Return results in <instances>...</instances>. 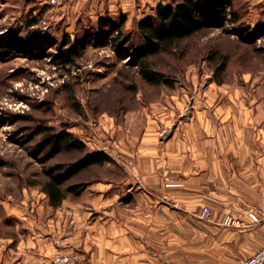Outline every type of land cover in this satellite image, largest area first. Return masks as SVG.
Here are the masks:
<instances>
[{
  "label": "crops",
  "instance_id": "crops-1",
  "mask_svg": "<svg viewBox=\"0 0 264 264\" xmlns=\"http://www.w3.org/2000/svg\"><path fill=\"white\" fill-rule=\"evenodd\" d=\"M80 1L113 28V16L140 19L165 0ZM221 90L209 84L178 115L151 110V126L106 152L123 176L91 182L55 209L44 193L35 210L21 208L17 242L0 239V264H51L58 246L89 264H241L256 253L264 246V92ZM171 97L182 107V96ZM204 207L210 214L201 218ZM228 217L239 224L225 225Z\"/></svg>",
  "mask_w": 264,
  "mask_h": 264
},
{
  "label": "rangeland",
  "instance_id": "rangeland-1",
  "mask_svg": "<svg viewBox=\"0 0 264 264\" xmlns=\"http://www.w3.org/2000/svg\"><path fill=\"white\" fill-rule=\"evenodd\" d=\"M69 1L58 6L50 0H0V239L17 242L20 209L30 205L28 209L35 210L41 202L34 206L32 200L45 197L39 187L28 183L43 178V165L31 155L37 141L31 134L37 125L67 124L89 150L111 152L117 141L136 139L151 126V110L171 108L178 115L200 99L198 94L209 84L219 86L222 94L264 92V36L250 37L248 43L238 36L240 30L254 32L264 26V0H230L237 22L231 23L227 15L226 21L184 41L180 51L152 58L154 68L173 79L172 87L148 86L126 66L125 49L130 43L124 45L121 38L137 39L136 16L127 17L118 31L121 38L114 41L116 25L98 24L95 16L84 13L80 0H73L78 3L75 9L66 6ZM204 1L208 10L211 0ZM155 6L145 7L142 17ZM113 18L119 25L120 16ZM65 39L83 40L73 65L63 66L56 57ZM209 50L227 55L224 73L219 75L216 66L205 60ZM171 96H182V107ZM165 123L157 126L171 131L172 123ZM76 156L63 152L46 166ZM99 174V170L84 172L75 181H98Z\"/></svg>",
  "mask_w": 264,
  "mask_h": 264
},
{
  "label": "trees",
  "instance_id": "trees-1",
  "mask_svg": "<svg viewBox=\"0 0 264 264\" xmlns=\"http://www.w3.org/2000/svg\"><path fill=\"white\" fill-rule=\"evenodd\" d=\"M209 5L207 10L204 0L159 2L150 14L136 21L137 39L134 40H131V36L121 38L122 33L118 32L126 21L123 17L120 24L115 26L117 37L114 41L121 38L124 45L130 43V48L125 49L129 58L126 66L135 69L140 79L148 86L172 87L173 79L155 69L152 58L180 51L184 41L210 26L226 21L227 15L231 17V23L237 22L236 14L230 11V0H211ZM101 22L102 20L98 24ZM102 23L110 24L106 21ZM238 36L242 43H248L250 37L264 36V26L257 27L254 32L240 30ZM82 46L83 40H63L57 48L56 57L59 63L63 66L73 65L80 57ZM205 60L216 66L215 71H219V75L224 73L229 61L226 54L217 50H209ZM214 81L217 84L222 83L219 78H214ZM68 129L67 124H61L59 128L39 124L31 134V139H37L31 155L43 165V178L40 182L28 183L30 186L39 187L45 193L48 205L53 209L59 207L68 195L79 196L90 185L92 181L89 180L75 181L84 172L99 170V180L123 176V172L115 167L113 159L105 151L89 150L86 144ZM63 152L76 153L77 156L71 161L54 162L46 166L48 161Z\"/></svg>",
  "mask_w": 264,
  "mask_h": 264
},
{
  "label": "built area",
  "instance_id": "built-area-1",
  "mask_svg": "<svg viewBox=\"0 0 264 264\" xmlns=\"http://www.w3.org/2000/svg\"><path fill=\"white\" fill-rule=\"evenodd\" d=\"M68 0H50V4L62 5ZM210 214V209L204 207L200 213V217L204 218ZM255 221H258L257 219ZM225 225L235 224L238 225V221H233L230 217L224 220ZM53 264H89L86 260L82 259L78 252L64 251L60 248H55L52 254ZM241 264H264V246H262L256 253L250 257L244 259Z\"/></svg>",
  "mask_w": 264,
  "mask_h": 264
},
{
  "label": "bare ground",
  "instance_id": "bare-ground-1",
  "mask_svg": "<svg viewBox=\"0 0 264 264\" xmlns=\"http://www.w3.org/2000/svg\"><path fill=\"white\" fill-rule=\"evenodd\" d=\"M81 254V253H80ZM83 256V255H82Z\"/></svg>",
  "mask_w": 264,
  "mask_h": 264
}]
</instances>
